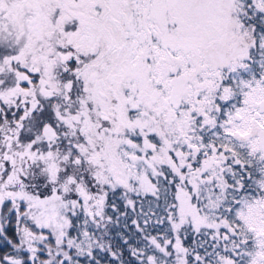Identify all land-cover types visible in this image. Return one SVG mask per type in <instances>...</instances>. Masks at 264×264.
I'll use <instances>...</instances> for the list:
<instances>
[{
	"label": "snow or ice",
	"instance_id": "snow-or-ice-1",
	"mask_svg": "<svg viewBox=\"0 0 264 264\" xmlns=\"http://www.w3.org/2000/svg\"><path fill=\"white\" fill-rule=\"evenodd\" d=\"M0 264H264V0H0Z\"/></svg>",
	"mask_w": 264,
	"mask_h": 264
}]
</instances>
